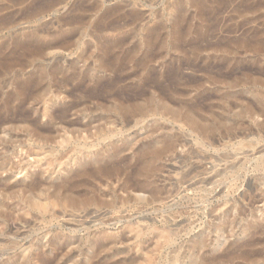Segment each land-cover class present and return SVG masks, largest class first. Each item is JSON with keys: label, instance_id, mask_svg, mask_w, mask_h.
<instances>
[{"label": "rangeland", "instance_id": "rangeland-1", "mask_svg": "<svg viewBox=\"0 0 264 264\" xmlns=\"http://www.w3.org/2000/svg\"><path fill=\"white\" fill-rule=\"evenodd\" d=\"M95 1L100 11L99 15H92L95 21L106 11L123 7V10H117L105 19V24L115 23L121 30L109 31L104 35L109 39L125 36L124 51L129 52L138 46L140 56L137 59L146 54L143 46L147 43L148 29L156 27L163 45L151 51L154 54L153 62L145 68L143 66V73L153 71L152 73L158 72L161 75L173 65L181 69V82L178 81L175 88L170 90L169 82L162 80L166 91L150 84L145 96L137 99L147 113L135 120L117 116L111 107V101L103 103L105 106L100 108L96 100L88 102L85 91H72L75 87L73 84L63 89L68 97L65 98L64 94L55 105L57 108L76 105L67 114L66 120L52 122L40 119L36 114L37 109L28 104L26 113L24 112L26 117H23L27 121L38 119L37 125L21 122L26 120L23 117L17 118L16 123L4 120L1 121L2 125L0 122V165H5L3 169L0 166V188L29 183L35 176H41L44 184H58L69 179L72 174L61 175L58 179L55 173L67 169L72 158L80 156L77 151L80 148H83L81 151L87 150L88 144L91 148L93 146V152H102L109 145L124 148L122 157L129 160L125 164L128 169L134 167L135 152L147 151L153 146L155 149H162L167 140L174 141L175 148L165 152L155 162L157 169L148 180L157 188V196L150 192L119 191L121 183L123 185L126 182V176L123 175L111 182L103 181V185L97 183L101 190L99 193L106 195L105 199L108 201L113 200L112 192L118 191L120 199L116 208L91 207L86 212L58 208V218L47 216L48 219L44 221L39 212L33 211L27 215L26 211L20 210L18 204L23 203L20 198L10 199L5 208L9 217L3 223L0 222V264L7 263L10 258H15L11 259L13 264H25L24 257L32 247V257L27 264H38L35 259L39 255L53 260L56 254L58 259L51 264H191L192 261L200 264L204 260H210V264H229L223 255L227 250L234 251L240 245L248 244L251 239L264 238V169L259 168L264 160V136L253 133L254 121L247 118V114L240 115L248 106V99H243L247 102L246 105L245 101L241 102L243 109L238 105L240 102L236 101L241 98V94L250 98L247 96L248 90L233 87L239 76L233 75L230 67L227 72V66L224 65L225 68L221 65L224 63L219 62L220 53L215 39L197 40L199 17L189 6H180V0ZM11 2L0 0V8L3 7L0 9V21L5 18L4 15L8 20L0 22V43L8 42L28 31L42 29L41 39L62 44L53 54L45 57L44 63L49 69L59 67L65 72L76 69L80 73L99 67L103 58V47L97 41L100 34H96L94 39L83 36L84 28L89 25V18L84 23L77 24L75 31L68 24L76 16H89L82 11L83 7L80 9V5L78 6L80 0H67L65 5L58 6L40 19L30 20L31 22L25 19L30 17L26 14L30 15L31 9H28L33 0L25 3H18L16 0ZM74 6H78L77 9L74 10ZM132 10L141 15L140 20L118 19ZM9 15L11 18H8ZM180 17H183L181 27L176 26ZM60 29L65 32L63 37L50 38V34L55 36ZM179 32L183 33V46L177 50L174 46L179 42ZM194 41L199 43L198 57L195 56ZM141 67V64L139 66L134 61L130 62L125 78ZM31 71H34V67L28 69L27 75L21 73L20 76L27 77ZM230 73L233 76L231 78ZM223 75L227 77L224 78ZM11 76L13 79V74L0 78V92L12 91ZM135 84L136 80L132 78L121 86ZM2 85L7 87L3 89ZM53 86L56 91L57 84ZM151 97L157 99V107L150 102ZM190 106L195 116L199 115L205 125L221 121L211 136L201 137L192 126L178 117L190 110ZM41 107L39 106L38 112ZM156 109L158 113L151 112ZM29 113L30 117H27ZM110 116L114 121L110 125L115 131L114 135L111 134L114 137L108 135L102 141L98 130L107 126L105 118ZM262 120L260 118L259 123ZM49 126L54 128L47 131ZM40 137L42 139L39 140ZM75 168L76 172L78 169ZM8 196L9 193L0 191L1 201L9 198ZM102 234L107 238L97 239ZM56 235L67 239L60 250L49 247V242ZM102 245L107 249L104 248L100 253L102 255L98 256L97 251ZM253 249L264 250V244ZM86 258H91V261L86 262ZM251 258L246 264H264V255H254ZM236 262L243 263L241 260Z\"/></svg>", "mask_w": 264, "mask_h": 264}, {"label": "bare ground", "instance_id": "bare-ground-1", "mask_svg": "<svg viewBox=\"0 0 264 264\" xmlns=\"http://www.w3.org/2000/svg\"><path fill=\"white\" fill-rule=\"evenodd\" d=\"M8 1L11 2V0ZM26 1L27 0H16V2L18 3H25ZM66 1L67 0H33L31 7L29 8L27 6L29 8L28 10H31L30 13L28 11L30 15L26 14V16L30 17H28V19L26 17V19H23L28 21L33 19H40L43 15L53 11L56 7L65 5ZM180 1V6H189L191 9H193L192 12L194 14L197 13L199 17V19H197L200 20V26L196 28L197 40L205 41L209 39H215L217 41L218 53H220L219 62L224 63L221 65L227 66V72L230 70L228 69L230 67L232 71L230 72L233 73V75L236 74L237 77L239 76L233 87H243L248 90L247 91L245 89L248 92V94L246 93L247 96L249 95L250 98L244 97L245 95L243 96L241 94V98L237 97L238 100L236 99V101L240 102L238 103V105L240 104L241 108L243 107L241 106V104L245 101H243V99H248V106H244L245 108L244 110H242V112H240V115H249L250 117H248L247 115L246 117L249 119L251 118L254 121L255 125V130L253 133L264 136V0ZM11 3H13V1ZM78 6L80 7V9L82 7L83 9H86H82V11L85 14H89V16L87 18L74 16L75 18L73 19V21L69 22L68 24L69 26H72V29L75 31V26L77 24L84 23L86 19L89 18V25L87 26V28H84L83 36L84 38L94 39L96 38V34H100L97 38V41L103 47V58L101 59L102 61L100 62L99 67L95 69H88L87 71L80 73L77 72L76 69H73L70 72H65L59 67L49 69L44 63L45 57L53 54V52L59 49L60 45L62 44L59 42H54L53 40L47 41V39H41V35L43 33H41L40 30L42 29L33 32L28 31L27 33H23L16 38L11 37L12 39L8 42L0 43V78L3 75L13 74L14 76L13 79L11 76V86L13 87L12 91L6 93L4 92L5 90H3V92H0V122L9 120V122H7L10 123V120H13L16 123L17 118L19 119L23 116L26 117L25 108L26 106H28V104L33 105V109H37L36 114L39 116V118L41 117L52 122L57 121L58 119L64 120L68 117L67 114L70 113L73 107H75L76 105L74 104L75 106L73 105V107L68 105L69 107L63 106L60 108H57L55 105L58 100H60L62 96H64V94H67L63 89L67 88L69 85L72 86V84L75 86L74 89H72L73 92L80 90L85 91V93H83L86 96L83 93L82 94L87 98L88 102L96 100L100 108L102 106H105L103 105V103L111 101V105H113L111 107L113 108L117 116H123L126 120H135L138 116L147 113L137 102V99H140V97H142L143 95L145 96L147 88L151 86L150 84H154L157 88L161 87L163 91H166L167 88L164 87V82H161L163 80L169 82L170 90H172L178 84L180 76L183 78L180 72L181 69L179 70L178 67L176 68L173 65H170V68L168 67L169 70L167 68L168 72L162 73L161 75H159L160 73L157 74L158 72L152 73L153 71L151 73H143L145 70L143 69V66L145 68V66H147L150 62H153L154 54L151 51L153 49H156V47L163 45L161 39H159L160 33L158 29H155L156 27L148 29L149 36L147 38V43L143 46L146 50V54L144 56H141L143 60L142 61L141 57H138L137 59V56H140L138 46L130 50L131 52L124 51V46H126L125 36L109 39L106 37V35H104V33L109 31L121 30L119 25L115 23L105 24V19L117 10V12L123 10V7L122 9L119 8L110 12L106 11L105 14L100 15L95 21L93 20L92 15L94 13H97L99 15L100 12L98 10V3L95 0H80ZM78 6H74V10L75 8L77 9ZM2 8L3 7L1 6L0 9ZM4 16L5 18H7L6 15ZM140 16L141 15L138 12L132 10L131 12L126 13V16H120V18L118 19L123 21V19L127 18L131 19L132 21H138L140 20ZM189 16L191 17V15ZM183 17H180V19L176 22V26H182ZM5 18L3 19L4 21L1 20L0 22H7L8 20ZM8 18H11L10 15L8 16ZM70 19H72L71 16ZM43 32L45 33V31ZM182 32H179V42L174 46V48L177 50L179 48H182L183 46V43L181 42L183 39ZM64 35L65 32L60 29L57 35L54 36V34H50L51 37H49L57 38V36L63 37ZM193 44H195V56L197 55L198 57L200 53L199 43L194 41ZM171 50L174 51L173 49ZM133 61L135 62V64L138 63L139 66L141 64L142 67L134 74L126 76L125 78L124 74L127 71L128 65ZM32 67H34V71H31L29 76H20L21 73L27 75L28 69ZM221 70L223 71L224 69ZM226 75H223L224 78ZM231 76L232 74L230 75V78ZM132 78L133 80H136L137 84L132 86H121L123 82L130 79L132 80ZM180 82L181 81H179V83ZM216 82H218V80ZM232 83L231 85H233ZM53 84H57L56 91L53 90V88L55 87L53 86ZM2 86L3 89H5L4 87H7L4 85ZM66 97L68 96L66 95L65 98ZM82 99L85 100V98ZM150 102L154 104V107H157L158 103L155 97H151ZM128 103H130V105H128ZM244 103L246 105L247 102L245 101ZM39 106L41 107V109L38 112ZM188 109L190 110H188L182 116L178 115V117L192 126L193 130H195L201 137L207 138L211 136V134L219 127V123H221L220 120H216L211 125H205L201 121L202 118H199V115L195 116V113L192 112L191 106L190 108L188 107ZM109 111L111 110L109 109ZM151 112L156 114L158 113V110L156 109L155 111ZM27 117H30V113ZM260 118L263 119L262 123H259ZM105 119L107 126L100 128L101 130H98L100 131L99 137L102 138V141L106 139V136H110L111 134L114 135L113 133L115 132L114 129H112L110 126L114 123L112 116ZM27 120L28 119L22 120L21 122L24 121L25 124L32 123L31 125H37L38 123V119L29 121ZM49 127L47 131L54 128L53 126ZM31 134L32 133H30V135ZM36 134H39V132ZM40 139L42 138L40 137L39 140ZM174 143V141L167 140L162 149H158L159 147L155 149L154 146V148L151 146L152 148L149 147L150 149H147V151L143 150L137 153L135 152L136 160L134 167L129 169L125 168V164L127 163L126 161L129 160H126L127 158L122 157V155L125 153L124 148L115 147L113 145L110 147L109 145L107 149H102V152H99V150L98 152H93L91 150L93 146L91 148L88 144L87 150H82V152L80 149L83 148H80L79 150L81 151V153L79 152V150L77 151L80 156L75 157L74 159L72 158V160L68 164L67 169L55 173L56 178L58 179L61 175L66 176L68 174H72L69 179L63 180L58 184H44V182L41 181V176H35L32 177V180L29 183L21 184L19 186H2L0 188V191L9 193V198H7L6 200L4 198L3 201L0 200V222L3 223L5 221V218L9 217V214H7L8 212L6 213L5 208L7 207V201H10V199H14V197H18L23 201L22 204H18L20 206V210L26 211L27 215L31 214L33 211L39 212L41 218H43V221L46 220L47 216H50V218L57 217L58 212L56 211V209L58 208L60 210L71 209L76 212H86L91 207H107L114 209L116 208L120 199V197H118V191L116 193L112 192L114 194L113 200L108 201V199H105L106 195L99 193V191L101 190H99V185L97 186V183L102 184L103 181L111 182L116 179L122 178L121 176L123 175L126 176V182H123V185L121 183V186H119V191H122L124 193L150 192L152 195L157 196L158 190L152 182H149L150 177L157 169L155 167V162L165 152L173 149V147L175 148ZM81 147H84V145ZM128 164L131 163L128 162ZM0 166L1 169H3L5 165L1 164ZM74 168L78 170L75 172ZM259 168L264 169V160H262V162L259 164ZM27 175L29 176L30 173L28 172ZM257 233L258 232H256V234ZM102 235L98 236L99 238L97 239L102 238L104 240L105 238H107L105 237V234L103 236ZM65 242L67 243V239L63 238L61 235H56L49 242V247L52 250L57 248L60 250V246L65 244ZM260 244H264V238H257L253 240L251 239L248 244L242 246L240 245L237 250L234 246V251L227 250L223 255H225L224 257L228 259L229 264H238L236 262L237 260H241L243 262L239 264H246L247 262H250L252 260V256L264 255V250L253 249ZM91 246L93 247L94 245L92 244ZM33 248L34 247H32L29 250V254L24 257L25 264H27L30 257H32L31 252ZM104 248L107 249L105 245L100 246L96 255L99 256V254L103 252L102 250ZM35 249L37 250V246ZM27 251L28 249H26L25 252ZM11 259L13 258H10V261H8L7 263L4 262V264H13V261L11 262ZM57 259L58 254L55 255L53 260L45 258L44 255H39L35 259V261L38 264H51ZM214 259H211V261ZM85 261H91V258H86ZM209 261L204 260L200 264H210L211 262ZM213 262L215 263L216 261ZM15 263L16 262H14V264ZM81 263L82 262L76 264ZM91 264L97 263L92 262ZM98 264L103 263L100 262ZM191 264L198 263L192 261Z\"/></svg>", "mask_w": 264, "mask_h": 264}]
</instances>
